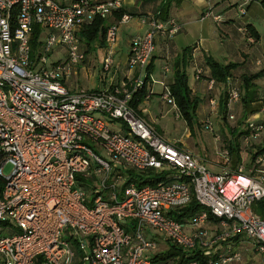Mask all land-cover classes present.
<instances>
[{
	"label": "built area",
	"instance_id": "built-area-1",
	"mask_svg": "<svg viewBox=\"0 0 264 264\" xmlns=\"http://www.w3.org/2000/svg\"><path fill=\"white\" fill-rule=\"evenodd\" d=\"M206 1L201 20L222 23L214 0ZM122 8V0H73L69 5L0 0V264H35L38 257L43 264H75L76 249L82 252L80 264H162L153 262L158 235L184 251L199 247L208 255L219 254L210 264L240 262L238 249L219 252V246L244 236L264 264V217L253 211L264 199V155L251 175L243 164L232 168L224 150L225 166L213 172L130 105L145 83L156 38H172L180 31L174 21L145 20L149 31L131 40L128 68L134 77L129 83L79 91L66 86L86 58L80 39L85 24L96 17L108 20ZM240 13L246 14V6ZM131 18L125 15L119 24ZM37 26L42 44L33 59ZM118 27L107 33L103 73H110L115 63L111 49ZM55 54L60 59L52 60ZM215 85L209 83L210 94ZM226 85L229 120H235L232 105L241 101V91L231 80ZM162 99L178 110L169 88ZM209 104L211 115L218 114V101L210 97ZM252 119L243 126L250 132L243 138L247 148L264 130V121ZM204 124L220 142L211 117ZM8 167L10 175L5 174ZM151 170L169 178L141 188L129 182L131 172ZM194 197L206 211L187 224L170 217ZM209 213L219 223H212Z\"/></svg>",
	"mask_w": 264,
	"mask_h": 264
},
{
	"label": "crops",
	"instance_id": "crops-1",
	"mask_svg": "<svg viewBox=\"0 0 264 264\" xmlns=\"http://www.w3.org/2000/svg\"><path fill=\"white\" fill-rule=\"evenodd\" d=\"M58 1L64 5H69L73 0ZM90 1L94 3H102L111 0ZM122 4L123 9H126L129 12L147 16L132 17L129 22L118 25L117 40L111 49L114 53L115 63L110 73H103L101 70L99 75V85H101L102 88L120 85L125 82L129 83L133 79V71H130L128 68L131 40L136 36H143L149 31V23L145 20L154 15V12L159 5V3H157L142 6L138 0H122ZM241 6L247 7L246 14L244 16L240 13ZM213 7L214 13L223 17V23L218 24L209 19L204 21L201 20L203 13L208 8L206 0H182L180 4L173 5L170 12V19L168 20L174 21L180 27V31L172 38H164L162 36H158L156 38L155 52L153 55L154 68L150 84L151 95L140 106V111L142 116L149 123H151L155 129L163 132L164 134H166V125L164 120L170 113H173L177 120H182L178 110H176L173 105L162 99V94L165 87L170 88V86L174 83L175 67L176 64L182 60L185 49L189 47L193 48L187 60V73L189 76V85L192 88L193 93L202 101L197 111V115L200 118L199 122L201 124L207 117H211V119L214 117L218 121L219 113L211 115L210 112V96L213 95L219 103L224 93L228 92V88L225 84H216L211 94L209 93L208 85L210 70L206 65L207 57H212L223 65H227L229 63L240 64V67L234 71V76L232 78L235 85H238L239 87L241 85V78L243 75H252L264 70V32H262V29L264 31V5L257 0H253L252 2H249V0H214ZM210 21L220 28V40H216L215 35L212 33L211 25L207 24V22ZM108 23H110V25L116 24L113 16L108 19ZM247 25H252L260 35V41L253 45H249L246 38L239 31L241 27H245ZM260 26L263 28L261 29ZM91 52L86 54L85 61L82 65L86 62L89 64L91 63L89 61V55ZM107 53V46L105 48H96L94 51V61H99L102 66ZM82 65L76 67L71 76L79 72ZM166 68L169 69L168 72H166ZM197 70L204 71V75L201 80H197L195 77ZM256 84L258 85L259 92L262 95L264 92V76L258 80ZM97 89L93 88L89 90ZM262 113L264 112L260 110L256 115L251 117H253L256 121H264V115ZM218 122L219 130L215 131V135H219L223 138L221 134H225L229 138V133H226L224 129L225 125L220 120ZM203 130L205 131V128ZM205 132V134L208 135L203 134L202 140L208 143L211 141V143L210 146H206L204 152L207 154L208 150V158L204 159L211 171L219 173L225 166L224 160L221 157V147L224 144L223 139L222 141L217 142L214 134H210L207 131ZM186 133L185 140H177L173 142L177 144L179 142L178 145L184 149L197 156H201L198 154V150L201 151V149L197 146V144H192L191 139L194 138V136L191 135L190 131H187ZM262 138L263 137L260 139L262 140ZM260 139L253 144H255V146H259V142L261 141ZM187 140L190 141L186 142ZM247 155L248 151H243V165L245 166L246 173L250 174L253 172V167H248L246 164L245 159L247 158ZM217 159L218 161H216ZM261 167L264 169V164ZM156 238L157 237H155V240ZM237 238L238 241L236 243H232L231 245L229 243L221 244L219 246V252L232 248L234 250L239 249L240 247L245 248L249 247L251 244L256 252L254 244L247 240L246 237L237 236ZM163 241L166 242L165 239ZM162 251L158 249L155 255L161 253ZM257 255L261 259V256L258 253ZM75 264H80V260L76 259Z\"/></svg>",
	"mask_w": 264,
	"mask_h": 264
},
{
	"label": "trees",
	"instance_id": "trees-1",
	"mask_svg": "<svg viewBox=\"0 0 264 264\" xmlns=\"http://www.w3.org/2000/svg\"><path fill=\"white\" fill-rule=\"evenodd\" d=\"M142 6H146L149 4H157L159 3L157 9L154 12V17L157 20L162 22H167L170 19V12L173 5L180 4L182 0H138ZM262 5H264V0H257ZM247 8V7H246ZM125 15L130 17H143L147 15H142L138 13L129 12L126 9H120L118 11L113 12L112 16L114 18V22L119 25L120 21L123 19ZM242 15V14H241ZM244 16V15H242ZM222 17V16H221ZM222 23L224 19L222 17ZM219 24V23H218ZM108 23V20L102 19L100 17H96L91 24H85L84 28L80 33L81 42L84 45L85 54L90 53L93 49L96 48H105L107 46L106 38L108 30L114 26ZM245 30L248 37L253 39V43H250L247 37L244 36L242 31ZM241 34L246 38L249 45H253L260 41V35L255 30L252 25H247L245 27H241L239 29ZM41 37V27L37 26L35 28V33L33 35V39L31 42L32 46V58H36L40 53L41 44L40 43ZM193 48L189 47L184 50L183 58L180 60L179 63L176 64L175 71H174V83L170 86L169 90L171 93L172 98L175 101L177 109L180 113V117L185 122L187 128L189 129L192 136L197 134L195 129L196 124H198L199 131L201 130L200 122L197 123L198 115L197 111L202 102L199 97H197L194 93L192 88L189 85V76L187 73V60L189 54L192 52ZM154 59L147 68V73L145 77L144 85L138 89L130 102V105L136 109L140 115V106L143 102L150 97V84L152 81V73L154 68ZM206 65L210 70V77L209 83L211 81H215L216 84H227L228 80H232L234 76V71L240 67L238 63H229L227 65H223L213 59L212 57H207ZM201 71L200 74L198 72ZM204 75L203 70L196 71V79L201 80L202 76ZM264 76V70L252 74V75H243L241 78V85L240 87L236 85L241 91V103L244 106L246 113L250 116H254L258 113V109L255 107L257 104L261 105V108L264 106V98L263 94L259 92V87L256 84L258 80H260ZM234 83V82H233ZM235 84V83H234ZM227 86V85H226ZM264 93V92H263ZM229 98L228 92H225L219 102V114L222 123L226 126L227 120H229ZM242 123L230 130L229 138L225 134L222 135L221 141L223 139V146L221 147V151L227 150L230 155V166L232 168H238L240 165L243 164L242 153L243 151H248V154L251 153V160L248 164V167L255 166L256 160L258 157L264 155V147L263 146H255L252 144L249 148L245 147L243 138L248 136L250 132L247 129H244ZM240 128V129H239ZM239 133L237 134V132ZM253 149V150H252ZM255 151V152H253ZM256 173L253 172L251 175H255ZM168 173H157L153 170L147 173L135 174L131 172L129 174V182L135 184L138 188L147 186V185H155L158 182L167 180ZM206 211V209L201 206L195 197L192 201L185 206L184 208L177 209L170 213V217L178 223L187 224L189 223L195 216L201 214L202 212ZM253 211L255 214L264 217V199L260 202H257L253 206ZM209 220L216 224L219 223V219L215 218L211 213L208 214ZM238 241L237 237L231 238L227 241L230 245L232 243H236ZM168 247L158 253L153 258L154 263H164V264H210L211 261L216 262L219 259V254H211L208 255L203 252L199 247L191 251H184L183 249L177 247L176 245L172 244L171 242L167 241ZM237 251V250H236ZM82 257V252L76 249V259L80 260ZM35 264H43V259L38 257L36 259Z\"/></svg>",
	"mask_w": 264,
	"mask_h": 264
},
{
	"label": "rangeland",
	"instance_id": "rangeland-1",
	"mask_svg": "<svg viewBox=\"0 0 264 264\" xmlns=\"http://www.w3.org/2000/svg\"><path fill=\"white\" fill-rule=\"evenodd\" d=\"M262 13H263V11H262ZM209 20H211V19H209ZM207 24L211 25L212 33L215 35L216 40H220L219 39L220 38V30L219 29L220 28L211 21L207 22ZM260 28L262 29L263 27L260 26ZM262 32H264L263 29H262ZM42 39H44V36L42 37ZM94 51H95V49H93L91 54L89 55V61L91 63L89 64L86 62L84 65L81 64L82 66L80 67L79 72H77L75 75L71 76L66 81L65 84L69 89L79 91L80 89L89 90V89H93V88H95V89L98 88L97 90H99L102 88L101 85H99V83H100L99 75L101 73L102 66H101V63H99V61H97V62L94 61V59H95ZM58 58L60 59L59 54H55L52 57V60H57ZM191 82H192V80H191ZM211 96H213V95H211ZM255 107L258 109V111L262 110L260 104H257ZM218 113H219V108H218ZM232 113L235 115V120H227V125L224 128L226 133H229V134H231L230 133L231 129L238 127L241 123H242V125H244L246 123V121H248L249 119H252L251 116L246 113L244 106L242 105L241 102H239L236 106L232 105ZM262 114L264 115V113H262ZM263 118H264V116H263ZM199 120H200V118L198 117L197 123L199 122ZM201 120H202V117H201ZM205 120H203L202 124L200 123V127H201L200 131L198 128L199 127L198 124H196L195 129H196V131L197 130L198 131H197V134L194 135V138L191 139L192 144L193 143L197 144V146L201 149V151H200L196 147V149L198 150V154L203 156V157H201V156H199V157L203 160H205L204 158H208V155H207L208 150H207V154L204 151L206 149V146L207 147L210 146V143H211V141L208 143V142L202 140L203 134L208 135V134H205L206 130L205 131L203 130L206 126L204 124ZM219 120L222 121L220 119V114L218 117V121ZM211 121L213 123L214 130L218 131L219 130V122L214 117L211 119ZM164 122L166 125L165 131H166L167 135L156 129L160 134H162L166 139H168L171 142L177 141V140H182V141L185 140V135L187 134L186 132L189 131V129H187V126L183 120H177L175 118V115L173 113H170L167 116V118L164 120ZM202 125L204 126V128ZM238 133H239V131L237 132V134ZM221 135H223V134H221ZM262 137L263 138H262V140L260 139L261 141L259 142L260 143L259 146L264 147V130L262 132ZM189 141L190 140H187L186 142H189ZM178 144H179V142H178ZM253 152H255V151H253ZM245 160H246V164L248 165L250 163V160H251V153H249L247 155V158ZM216 161H218V159ZM211 169H213V168H211ZM11 172H12L11 167H8L5 169L6 175H10ZM0 228H2V227L0 226ZM151 233H154V232H151ZM149 236H151V235H149ZM156 237H157L156 238L157 244H159L158 249H160L162 251L163 249L168 247V245H167L168 243H167V241L166 242L163 241L164 238L162 235H158ZM239 249L237 251H239L241 253L242 258H241V261L237 262L236 264H262V261H261L260 257L257 255V252L254 251L252 244L249 245V247H245V248L240 247Z\"/></svg>",
	"mask_w": 264,
	"mask_h": 264
}]
</instances>
